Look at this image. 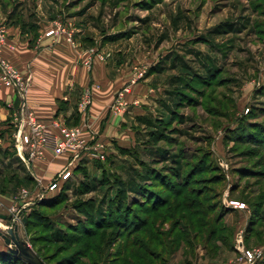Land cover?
Instances as JSON below:
<instances>
[{
	"label": "rangeland",
	"instance_id": "1",
	"mask_svg": "<svg viewBox=\"0 0 264 264\" xmlns=\"http://www.w3.org/2000/svg\"><path fill=\"white\" fill-rule=\"evenodd\" d=\"M1 1L8 8L19 0ZM54 4L59 22L83 25L90 43L85 49L112 50L122 69L135 65L158 72L137 85L150 86L152 93L136 88L140 104L129 105L128 117L133 112L145 114L131 132L135 143L122 139L124 147L133 144L113 156L111 139L104 140L105 160H94L99 163L95 166L83 156L88 159L85 167L79 163L61 189L52 192V196L62 192V198L49 201L58 200L59 205L37 209L46 217L48 229L44 231L42 222L25 228L22 215L16 223L20 238L33 242L46 264H68L65 257L81 246H70L69 225L86 218L76 204L92 201L95 211L104 215L109 196L115 198L114 185L121 180L128 188L119 195L125 204L122 212L145 217L139 192L157 184L151 173L177 174L180 182L199 160L208 172L194 179L201 181L192 179L188 190L203 195L198 199L196 193L185 195L204 206L216 205V212L221 204L228 208L222 211L223 231L207 248L203 240L191 243L192 235L188 236L189 245L164 255V263L264 264V148L241 144L238 138L255 131L257 140L264 141V0H54ZM135 201L143 205L134 206ZM88 205L81 209L89 210ZM137 225H126L117 236L102 230L96 263L125 264L115 263L116 252L138 237L133 233ZM170 227L169 222L162 230ZM0 246V252L7 253L1 237ZM132 251L137 256L132 257ZM126 253L133 264L142 254L134 249ZM10 258L3 264H16Z\"/></svg>",
	"mask_w": 264,
	"mask_h": 264
},
{
	"label": "crops",
	"instance_id": "2",
	"mask_svg": "<svg viewBox=\"0 0 264 264\" xmlns=\"http://www.w3.org/2000/svg\"><path fill=\"white\" fill-rule=\"evenodd\" d=\"M6 3L0 0V26L5 27L7 35L2 56L21 74L25 107L22 115L18 94L0 78L1 228L7 227L12 221L2 217H9L13 210L21 216L27 214L38 201L53 195L55 190L49 192L48 188L63 171L72 172L79 163L85 167V160H88L75 157L76 154L72 152L55 155L48 149L38 154L19 135L22 133V136H26L29 132L26 124L29 115L57 135H61L63 126H81L87 121V126L96 134L95 140L104 143V140L111 139V154L119 155V149L130 148L135 143L131 132L145 117L143 111L142 114L133 112L131 117L127 116L130 114L129 105L140 104V100L134 96L136 88L145 94L153 91L148 85L137 87L138 82L158 72L135 65L122 69V65L118 67L119 61L112 50L101 51L103 60H97L93 69L88 70L83 65V53L90 43L83 25L70 20L60 22L73 30V45L66 40L65 35H46L59 22V11L54 0H19L8 8ZM90 83L96 84L98 88L93 92L87 120H84L78 112L77 102ZM125 87L128 88L125 94L126 115L115 117L110 107L117 93ZM129 118L131 120L128 122ZM21 122H25L23 128ZM83 134L89 139L87 131L84 130ZM130 138L133 143L124 147L120 141H130ZM92 151L85 152L84 156L90 158V164L95 166L97 163L90 155ZM22 190L27 192L26 196L21 194Z\"/></svg>",
	"mask_w": 264,
	"mask_h": 264
},
{
	"label": "trees",
	"instance_id": "3",
	"mask_svg": "<svg viewBox=\"0 0 264 264\" xmlns=\"http://www.w3.org/2000/svg\"><path fill=\"white\" fill-rule=\"evenodd\" d=\"M73 126H76V124ZM257 137L258 136L254 131L247 132L245 133V136L238 138L241 144H253L254 147L259 146L263 149L264 141L257 140ZM258 141L262 142L259 144ZM119 151L124 152V150L121 149H119ZM95 163H97V165L99 164L98 162ZM191 167L192 168L187 172L183 173V180L180 182L177 174H175V176L168 174L162 176L158 173H151L152 181H154L153 183L157 184H150L149 186H146L142 192H139L144 200V205L142 204L143 202L137 203V201L133 204L134 206L143 205L140 210L142 214L146 215L145 217L139 216L138 214L132 216L131 213L122 212L124 209H122V207L125 204H123L119 195H124L128 192V188L121 180H117L114 185L115 198L109 196V207L103 212L104 215H102L101 211H95V204L92 201L88 203L85 202V204H76V210H78L80 214H84L86 218H78L77 221L79 224L76 226L69 225L70 232L68 234L71 237L69 244L72 243L70 245L72 246L80 243L81 246L68 254L65 257L66 260L63 261H66L68 264H98L96 263V254L98 252V256L100 255L99 247L101 238L99 233L102 230L107 229L111 231L109 237L112 234L117 236L122 233L126 225L134 227L135 224L138 225L135 227L133 233L138 234V237L135 240L133 239L132 241L127 242L123 249L120 248L117 250L116 261L114 260L115 263L123 261L125 264H133L132 257H135L136 252L132 251V257L130 258H126L124 255L126 252H130L131 249H134L142 253L135 259L137 264H165L163 256L171 255V253L179 251L184 245H189L188 242L190 241V238L188 236L190 235H192L191 243L203 240V245L207 248L209 243L213 240H217L218 233L223 231L224 226H221V224L224 213L222 211H227L228 208H225L221 204V210L216 212V205L208 204L207 206H204L202 202L199 203L192 198V200H190V196L185 195L188 192L189 194L196 193V199L201 197L203 193L194 190L192 192L188 189L191 186L192 181L196 179V176L208 172L207 168L202 165L199 160L197 164H193ZM166 168L167 167L165 166L160 169L165 170ZM194 181H201V179ZM61 187L62 184L58 190L61 189ZM159 188L165 189L166 193L157 190ZM88 191L89 189L87 192ZM87 192H83V194H86ZM62 196V192H59L58 194L37 203L36 208H32L27 214L23 215V217L26 218L24 227H33L37 225V223L42 222L44 231L46 228L48 229L46 217L40 215L39 210L37 209L40 206L55 207L59 205L60 202H58V200L51 203L49 201L54 200V197L62 198ZM81 205H88L89 210L84 208L81 209ZM169 222L171 223L170 229L167 231L162 230L163 226ZM182 223H184V227H181ZM76 232H79L80 234H74ZM142 235H147L148 239H144V236ZM30 246L46 264L45 259H43L39 251L36 249L35 244L31 241ZM60 249V252L63 253L67 249V246L66 248L64 246ZM5 252L9 254L7 255V253L0 252V264L8 263L6 259L8 256L13 258V262L16 264H27L12 255L9 252L8 247ZM123 256L124 258H122ZM11 258L10 260H12Z\"/></svg>",
	"mask_w": 264,
	"mask_h": 264
},
{
	"label": "built area",
	"instance_id": "4",
	"mask_svg": "<svg viewBox=\"0 0 264 264\" xmlns=\"http://www.w3.org/2000/svg\"><path fill=\"white\" fill-rule=\"evenodd\" d=\"M65 35L66 40L74 44V32L71 29H68L64 24L58 22L55 24V28L49 30L46 35L47 36H56V35ZM7 45V35L4 26H0V78L1 80L9 85L10 87L15 89V92L18 94V97L21 101V112L23 115L24 107H25V97L22 90V77L20 72L7 60H5L2 56V49ZM83 65L91 70L97 60H103L104 56L101 52L98 51L96 47H89L85 49L83 53ZM98 86L96 84H91L86 89H84L82 95L80 96L77 102L78 112L81 113L84 117V120H87V111L89 106L93 101V92L97 89ZM128 88L125 87L120 90L113 103L111 104L110 111L111 114L115 117H122L127 103L125 101V94L127 93ZM29 132L26 136H22L20 133V139H24L30 147H32L38 154L45 149L51 150L55 155H62L67 152H72L75 157H83L84 153L92 149L91 157L92 159L104 161L105 160V145L101 142L96 141V134L93 130H91L90 126H87V121L76 126H63L60 130L61 135H57L47 130V128L38 122H36L31 115L28 117ZM23 128L25 126V122L20 124ZM87 131L89 134V139L85 137L83 131ZM91 141V143H90ZM20 146V143H17V149ZM19 150V149H18ZM82 154V156H81ZM71 171L65 170L60 176L49 186L48 191L57 190L60 185L70 177ZM26 191L22 190L21 194L26 196ZM43 198V197H42ZM25 205V203H24ZM238 205V204H237ZM12 217V221L8 226H17V222L21 220V215L19 212L15 210L12 211L10 215ZM246 255L248 257H252L250 252H247Z\"/></svg>",
	"mask_w": 264,
	"mask_h": 264
},
{
	"label": "water",
	"instance_id": "5",
	"mask_svg": "<svg viewBox=\"0 0 264 264\" xmlns=\"http://www.w3.org/2000/svg\"><path fill=\"white\" fill-rule=\"evenodd\" d=\"M6 219V217H2ZM8 220H11L12 217H7ZM26 218H22L24 223ZM0 237L4 241V244L8 247L9 252L22 260L27 264H45L42 259L36 254L32 249L30 244L21 239L18 233V226H7L5 228L0 227Z\"/></svg>",
	"mask_w": 264,
	"mask_h": 264
}]
</instances>
